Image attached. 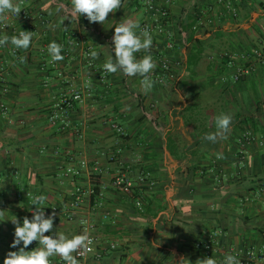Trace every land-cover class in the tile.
<instances>
[{"label": "crops", "instance_id": "0c3cea01", "mask_svg": "<svg viewBox=\"0 0 264 264\" xmlns=\"http://www.w3.org/2000/svg\"><path fill=\"white\" fill-rule=\"evenodd\" d=\"M24 1L34 18L0 30V37L34 31L29 48L16 56L10 43L0 46V97L9 108L0 118V264L18 250L10 247L11 220L22 224L27 209L18 195H45V206L57 203L74 184L86 186L84 171L74 181L61 175L64 166L83 158L97 190L90 198L93 233L98 241L118 243L98 260L92 249L87 264H178L181 256L196 264L205 256L195 243L218 232L220 245L208 256L217 263L232 250L264 254V58L253 55L264 48V0H239L236 17L197 30H183L180 23L192 25L196 14L208 11L209 0L175 1L168 25L174 48L167 54L181 67L147 94L140 76L103 69L114 58L115 26L126 19L142 22L140 0H122L104 24L85 16L78 23L58 10V4L70 9L71 0ZM79 39L99 54L93 68L72 44ZM53 41L63 46L62 61H52L47 51ZM243 68L249 72L235 81ZM84 84L89 94L63 113L67 126L60 120L50 125L48 117L62 113L56 106L61 94ZM221 113L232 117L227 138L203 139L216 131ZM246 131L252 141L242 140ZM117 173L132 179L131 196L111 186ZM81 217L59 221L57 233L81 234ZM36 247L34 241L27 250Z\"/></svg>", "mask_w": 264, "mask_h": 264}, {"label": "built area", "instance_id": "2783aa9c", "mask_svg": "<svg viewBox=\"0 0 264 264\" xmlns=\"http://www.w3.org/2000/svg\"><path fill=\"white\" fill-rule=\"evenodd\" d=\"M144 9V18L140 23V28L138 31L147 28L152 35L153 43L149 53L144 51L136 53L137 58H142L145 55L150 54L153 57L154 62L156 63V68L152 71L151 79L154 83L163 85L168 80L173 79L176 71L181 67V61L171 59L168 56V52L174 48V43L172 41V34L168 29L170 22V10L169 7L178 0H140ZM239 0H209L208 2V11H200L196 14L195 20L191 25L192 30H197L199 27H213L218 22L223 21L224 19H230L238 15V8L236 4ZM18 3L21 5L22 11L17 15L6 13V18L0 20V30L5 31L9 27H12L17 21H24L29 23L36 13H33L30 9L27 8V5L24 0H18ZM214 9V10H213ZM43 23V21L41 20ZM73 46L78 48L82 58L84 59L85 65L88 68L94 67V60L89 55L92 51V47L87 44L82 39L72 41ZM20 49H15L13 46L10 49V54L16 56ZM66 53V52H65ZM253 55L255 57L264 58V48L253 50ZM44 69V66L41 67ZM249 72L248 68H243L238 70L234 75L233 79L235 81L239 80L241 76L246 75ZM142 79V78H141ZM1 81V78H0ZM89 94V87L87 84H84L80 89L73 90L70 94H61L59 97L56 106L62 113L57 111L53 112L48 117V123L50 125H55L58 120L63 122L62 128L67 126L66 114H63L65 111L71 109L76 102H81L86 95ZM7 103L0 97V118L5 117L8 112ZM63 114V115H62ZM111 128L119 133L123 134V131L120 127L112 123ZM242 140L244 142H249L253 140V136L249 131L244 132L242 135ZM242 158V156H241ZM113 156L109 157V160H112ZM90 165L88 160L83 158L80 159L77 164H70L64 166L61 170V175L64 179L68 181H74L79 175L85 172L87 176L86 186L81 184H74L71 190L62 197L57 203L45 206L44 209L45 215H51L55 212V219L59 221H72L74 217L81 213L82 217L79 220L80 232H87L93 240L91 249H94V258L96 260L102 257L106 249L115 250L118 247V243L111 241H98L97 237L94 235L93 231L95 229V224L91 218V203L90 198L94 195V188L91 183V173ZM92 169L97 170L96 165L92 166ZM140 182H144V177H139ZM111 186L125 195L131 196L133 181L124 173H117L111 178ZM35 194L25 192L18 195V197L23 198L27 205V209L24 212L23 218L28 216L29 219L32 217L31 209H34L35 206L32 205V197ZM87 200V202H86ZM247 200V198L245 199ZM86 202L87 209L83 210L84 203ZM23 221V219H22ZM220 232L216 234H209L205 238L198 240L195 243L196 250L200 251L202 255L208 257L216 247H219ZM91 252H87L82 256H77L80 264H87L88 257ZM74 255H76L74 253ZM228 255H234L240 260V264H251V262L259 257L264 260V254L260 253L259 255L254 253L252 249H238L232 250ZM52 264H65L62 258H57V261H53L50 258ZM217 264H220L218 262Z\"/></svg>", "mask_w": 264, "mask_h": 264}, {"label": "clouds", "instance_id": "9594fccd", "mask_svg": "<svg viewBox=\"0 0 264 264\" xmlns=\"http://www.w3.org/2000/svg\"><path fill=\"white\" fill-rule=\"evenodd\" d=\"M58 10H64L73 21L79 23L80 17L85 16L90 23H101L107 20L110 13L116 12L122 7V0H71V8L67 9L62 4L57 5ZM22 11L20 3H14L13 0H0V20L6 18V13L18 14ZM52 13L50 12L49 15ZM64 21H61L63 25ZM140 28L139 22L133 19H126L115 26L112 37L114 58L109 56L103 64V69L107 73L115 74L121 72L128 77L140 76V85L142 91L147 94L154 87V81L151 79V73L156 68L153 57L148 54L142 58H137L136 53L144 51L150 52L153 39L147 28L137 32ZM34 31L21 30L17 35L9 37L4 35L0 37V46L11 44L15 49L27 50L32 42ZM63 46L55 41L48 46V53L52 61L58 62L64 59L61 54ZM92 59L98 58V52L90 51ZM21 63L26 62L25 57H20ZM232 117L221 113L215 117L216 131L208 133L203 139L215 143L218 139H226L230 132ZM45 195H34L32 205L35 206L32 211V217L23 218L22 224L16 217L12 219L14 224V240L10 247L18 248L17 251H9L4 258V264H52L50 258L59 256L65 264H80L77 256H82L90 252L93 243L90 235L85 232L82 234L65 235L63 232L55 236L46 235L54 227L55 212L46 216L44 209L46 200ZM4 211L0 210V215ZM34 241L38 242V247L27 250ZM22 244V246H20ZM74 253L76 255H74ZM178 264H190L184 256L179 258ZM196 264H217L212 257L198 259ZM220 264H240V260L234 255H227Z\"/></svg>", "mask_w": 264, "mask_h": 264}, {"label": "trees", "instance_id": "16d2710c", "mask_svg": "<svg viewBox=\"0 0 264 264\" xmlns=\"http://www.w3.org/2000/svg\"><path fill=\"white\" fill-rule=\"evenodd\" d=\"M180 26L182 27L183 30H186V28H187L188 26L191 27V24L188 25V24L186 23L185 20H182V23H180ZM187 61H189L188 57H187ZM94 190H95L94 192L97 193V190H96L95 185H94ZM96 193H94V195H95ZM94 195H93V196H94ZM93 196H92V197H93ZM58 222H59V220H57V219L54 220V227H53L52 232H50V233H46V235H52V236H55V235L57 234V226H58Z\"/></svg>", "mask_w": 264, "mask_h": 264}, {"label": "rangeland", "instance_id": "374dc122", "mask_svg": "<svg viewBox=\"0 0 264 264\" xmlns=\"http://www.w3.org/2000/svg\"><path fill=\"white\" fill-rule=\"evenodd\" d=\"M62 229V227H58V231H60Z\"/></svg>", "mask_w": 264, "mask_h": 264}]
</instances>
